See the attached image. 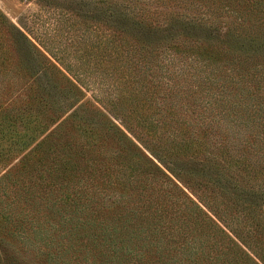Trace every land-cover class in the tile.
Instances as JSON below:
<instances>
[{"label":"trees","instance_id":"trees-1","mask_svg":"<svg viewBox=\"0 0 264 264\" xmlns=\"http://www.w3.org/2000/svg\"><path fill=\"white\" fill-rule=\"evenodd\" d=\"M178 1L183 5L182 11L159 12L154 18L156 11L150 13L149 9L141 8L140 5L146 2L164 5L163 0H38L40 12L44 15L46 12L49 19H52L49 33L47 31L51 34L50 37L46 32L42 34L46 37V44L38 40L37 36L31 38L29 33L11 26L41 56L43 54L39 47L54 57L50 49H56L53 38L56 36L55 32L60 31H63L67 45L77 41L83 44L92 41L91 46L97 48L102 43L114 51L125 46L130 36L138 37V42L147 40L146 46L139 45L134 61L131 56L128 58V66L135 63V67L139 69L136 81L140 83V89L145 87L144 81L148 82L152 76L151 84L155 89L165 86L170 91L164 93L162 99L175 92L173 107H178L179 110L181 108L182 111L181 116L177 117L165 105L164 100L160 104L162 107L158 118L154 115L142 118V125L154 132L148 144L168 157L178 156L183 144L185 148L195 140L196 135L199 136L200 131L202 136L207 134V128L218 132V136L214 138L218 142L215 147L218 155L206 156V160L216 168L219 167L220 176L217 175L216 179L205 173L203 174L206 176H203L210 178L211 180L206 181L219 187L218 191L233 194V204L242 205L241 210L245 211L243 216L250 221L251 227H263L264 230L261 212H256L258 201H264V0ZM32 17L34 19L30 21L36 25L38 15L32 14ZM99 25L103 26L102 30ZM90 26L96 31L94 39ZM158 34L170 36L171 44L176 38L182 37L179 43L185 44V51L174 50L170 44L162 47L155 43L158 46H154L152 41L159 39ZM188 35L196 39L189 46L187 44L191 40L187 39ZM202 42L204 44L201 46ZM207 44L221 50L214 51V54H224L225 60H215L216 58L208 56ZM200 46L207 55L204 58L198 52ZM126 47V53L129 54L133 47ZM208 49L211 50L209 47ZM57 51H61V48ZM55 69L64 76L58 68ZM175 84L180 85V89L173 90L172 86ZM141 94L144 95L143 91ZM199 110L197 119L186 116ZM75 114H78L77 111ZM167 119L174 126L167 124ZM159 125H168L167 131L157 132L154 126ZM110 126L119 142L122 140V143L133 145L140 158L149 164V168L152 166L158 175L154 178L152 172H138L136 169L135 177L136 173H140L143 180L150 177L151 182L158 187L150 188L145 200L147 204H141L145 210H137L136 203L129 204L130 206L126 204L123 209L117 201V210L110 212L115 215L98 216L92 212L83 215L85 207L80 208L83 210L79 212H62L55 230L61 231L60 237H66V240L53 249L46 246L44 251L48 258L53 257L52 253L59 257L75 248L67 259H62L57 264H264V243L255 235L261 234L260 229L249 226L247 229L241 228L234 221L238 219L241 223L240 217L235 218L228 213L219 218L216 212L227 210L221 209L220 202H216L215 198L212 202H204L206 194L191 199L184 191L183 182H190L200 189L203 185L201 178L196 180L192 177V172L182 168L183 166L173 170V162L170 168L165 166L161 157L148 150L147 146L136 145L112 121ZM180 126H187L191 131L181 135L177 132V127ZM81 130L85 131L86 128ZM45 142L47 141L38 143V146ZM145 150L174 178L167 175ZM6 177L4 175L3 179ZM135 180L139 181L137 178ZM141 180L140 178V183ZM256 182L259 184L256 185ZM90 188L85 184L77 197L86 199L85 206L91 201L88 197ZM210 192L213 194V189ZM62 193L66 199L69 195L75 196L73 188H66ZM182 198L187 199L199 212H184L180 207L184 205ZM238 199L242 202H238ZM59 200L66 202L60 198ZM55 201L56 199L53 204ZM167 202L175 205L177 210L170 212L169 217L164 214L170 206ZM73 220L90 225L85 231L89 233V239L92 240L94 236L98 240L97 248H92L98 258L97 262L93 256L88 260L81 254L83 251L93 254L91 249L76 247L80 235H75L77 227L75 230L67 227L72 226Z\"/></svg>","mask_w":264,"mask_h":264},{"label":"rangeland","instance_id":"rangeland-1","mask_svg":"<svg viewBox=\"0 0 264 264\" xmlns=\"http://www.w3.org/2000/svg\"><path fill=\"white\" fill-rule=\"evenodd\" d=\"M163 2L164 5L146 2L140 7L149 9L150 13L156 11L154 18L159 12H178L183 9L178 0ZM32 14L38 15L36 25L30 21L34 19ZM51 22L52 19H49L46 12L45 15L40 12L38 0H0V264H57L60 260L67 259L75 248L59 257L52 253V258H48L44 251L46 246L53 249L66 240V237H60L61 231L55 230L64 211L79 212L83 210L80 208L85 207L83 215L89 212L98 216L115 215L110 212L117 210V201L123 209L126 204L136 203L137 210H145L141 204H147L145 200L150 188L158 186L151 182L150 177L143 180L140 173H136L135 177V172L136 169L138 172L150 171L154 178L158 177L157 172L152 166L148 167L149 164L140 158L133 145L122 143V140L119 142L117 135L112 133L111 121L133 139L136 145L147 146L148 150L160 156L165 166H172L173 162V170L183 166L182 168L192 172L193 178H201L203 189H197L190 182H183L188 196L195 199L196 196L206 194L204 202H212L215 198L216 202H220V208L227 210L216 212L219 218L226 213L235 218L240 217L241 223L238 219L234 221L244 229L248 226L260 229L261 234H254L264 243L263 227H251L250 221L243 216L245 211L241 210L242 205L233 204L235 196L223 190L218 191L219 187L206 181L216 179L221 173L219 167L216 168L206 160V156L218 155L215 148L218 142L214 140L218 132L207 128V134L202 136L200 131L199 136L196 135L195 140L185 148L183 144L178 156L168 157L148 144L154 132L142 125V118H149L150 115L158 118L164 100L165 105L177 117L181 116L182 111L181 108L179 110L178 107H173L175 92L162 99L163 94L170 91L165 86L157 87L160 92L155 89L149 72L152 79L144 81L145 87L140 89V83L136 81L139 69L135 67V63L128 66V58L131 56L134 61L139 45L146 46L147 40L138 42V37L130 36L125 46L114 51L102 43L97 48L91 46L92 41L86 44L77 41L67 45L65 35L60 31L55 32V38L52 37L56 49L47 47L51 50L52 57L38 46L43 54L39 55L12 28L16 26L29 33L31 38L37 36L38 40L46 44L42 34L47 33ZM99 28L102 30L103 26L99 25ZM89 29L93 32L94 39L96 31L91 26ZM48 35L50 37L51 34ZM191 36H187L191 40L188 46L196 40ZM157 37L159 39L153 40V36L154 46H158L155 43L162 47L170 44L177 51L186 49L183 48L185 44L179 43L182 37L176 38L172 44L169 42L170 36L158 34ZM203 44L204 42L201 46ZM210 44L214 45L212 42ZM211 45L206 46L207 55L216 58L215 60H225L224 54H214V51L221 50ZM126 46L133 47L132 55V51L126 53ZM201 46L198 52L204 58L207 55ZM59 48L61 51H57ZM150 48L152 47H148ZM172 87L177 90L181 86L175 84ZM142 91L144 95L141 94ZM76 111L78 114H75ZM198 113L200 110L186 116L197 119ZM166 123L174 126L171 120L167 119ZM83 127L86 128L85 131L81 130ZM167 127L168 125H159L154 126V129L166 132ZM190 131L187 126L177 127V132L181 135ZM249 137L253 138L252 135ZM44 141L47 142L38 146V143ZM145 152L167 175L173 177L147 150ZM4 175L7 177L3 179ZM85 184L91 186V191L88 192L91 201L87 202L88 206H85L86 199L77 198ZM66 188H73L75 196L69 195L66 199L62 195ZM59 198L66 202H61ZM182 201L184 205L180 207L184 212H199L187 199L182 198ZM237 201L242 202L241 199ZM167 203L170 206L164 214L169 217V213L176 208L170 202ZM256 212H261L264 221V201H258ZM67 227L69 230L77 227L75 235H80L76 247L91 249L94 255L84 251L81 254L88 260L93 256L97 262L98 258L92 248H97L98 240L92 234L93 239H89V233L85 231L90 225L73 220L72 226Z\"/></svg>","mask_w":264,"mask_h":264}]
</instances>
